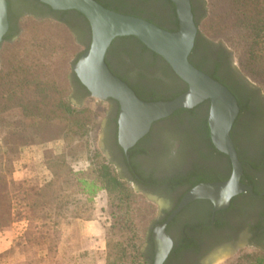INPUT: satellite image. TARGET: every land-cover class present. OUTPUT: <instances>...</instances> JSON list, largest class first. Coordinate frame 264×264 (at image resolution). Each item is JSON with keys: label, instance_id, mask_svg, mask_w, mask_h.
I'll return each instance as SVG.
<instances>
[{"label": "flooded vegetation", "instance_id": "1", "mask_svg": "<svg viewBox=\"0 0 264 264\" xmlns=\"http://www.w3.org/2000/svg\"><path fill=\"white\" fill-rule=\"evenodd\" d=\"M21 1L32 15L62 20L76 41L84 40L83 48H88L91 29L82 14L67 10L60 15L62 11L52 10L38 0ZM98 1L110 10L145 19L162 29L172 32L179 28L176 6L170 0ZM189 1L198 25L205 10L204 0ZM9 28V34H13L15 25L11 17ZM135 39L126 36L111 42L105 61L112 74L143 101H165L183 93L187 85L171 66L144 44L146 49L136 45ZM188 60L224 85L236 100L238 113L230 138L241 167L238 182L242 187L223 207L217 208L210 199L198 198L174 213L190 189L199 184L228 181L234 172L230 156L212 143L207 120L209 100L154 122L148 133L126 151L117 138L119 104L113 99L105 100L108 110L103 142L119 174L142 193L168 199L169 208H163L150 224L148 264L155 261L154 234L160 226L171 240L161 264H211L226 252L231 258L244 249L264 254V99L236 70L229 50L199 30ZM73 84L75 91L89 95L81 83L73 80Z\"/></svg>", "mask_w": 264, "mask_h": 264}, {"label": "rangeland", "instance_id": "2", "mask_svg": "<svg viewBox=\"0 0 264 264\" xmlns=\"http://www.w3.org/2000/svg\"><path fill=\"white\" fill-rule=\"evenodd\" d=\"M11 1V18L15 29L12 37L0 44V71L3 75L6 74L13 81L12 74L19 69L15 82L8 81L7 84L0 85V166L11 171L10 189L14 196L10 211L12 219L0 226V253L8 257L1 263L7 264L12 263L9 253L15 240L22 234L13 239L8 249L6 236L14 226L18 229L19 223L21 226L25 223L27 227L30 214L27 196L39 189L42 174L39 165L44 164V161L54 160L56 154L64 152L69 169L76 173L88 172L90 165L86 158L98 150L108 163L115 166L117 172L119 170L104 147L108 110L105 100L81 95L73 86L71 64L76 55L84 50L85 41L77 42L67 24L56 22L48 16L32 15L21 0ZM204 6V14L199 20V31L229 50L236 70L258 89L264 99V92L258 83L243 72L234 49L229 47L222 35L211 33L214 31L207 27L208 21L203 22L209 11L207 1H204ZM240 35L243 36V33ZM42 94L48 96L42 99H46L47 103L33 105V102H38L37 96ZM50 99H55V103L69 100L71 107L85 109L84 128L73 122L70 113L60 105L56 109L55 103L52 104ZM81 132L85 133L77 139ZM24 157L27 158L26 171L22 173L21 160ZM120 176L125 185L122 196L127 198V202L120 201L118 193L110 194L107 190H100L89 206L93 220L88 222L90 233L95 229L98 236H88L87 240L81 242V248L93 253V264H106L107 254L121 253L122 245L117 244L132 241L136 242L135 249L131 251L128 247L126 252L138 251L141 263L148 264L150 224L161 215L163 208H169L166 203L168 199L142 193L134 183L123 175ZM122 206L127 207L126 217L121 215ZM122 220L131 222L127 230L133 233L118 229L122 226ZM112 226L115 227L111 230ZM110 241L113 246L108 248L107 242ZM259 254L262 252L244 249L228 258L231 254L226 252L215 258L211 264H254L253 258Z\"/></svg>", "mask_w": 264, "mask_h": 264}, {"label": "trees", "instance_id": "3", "mask_svg": "<svg viewBox=\"0 0 264 264\" xmlns=\"http://www.w3.org/2000/svg\"><path fill=\"white\" fill-rule=\"evenodd\" d=\"M96 1L100 3L98 0ZM204 1L208 2L209 11L206 14L207 19L205 18L203 22L208 21L207 27L209 26V29L214 31L211 32L213 35H222L221 37L227 41L229 47H232L238 56L243 72L256 81L264 92V0ZM7 3L9 18L13 3L11 0H7ZM66 12L67 10L62 11L60 15ZM53 20L62 23L60 19ZM197 26L199 27V23ZM10 31L12 32V29ZM241 33L243 36L240 35ZM12 35L8 30L4 41L11 38ZM130 38L135 39L131 36ZM135 40L137 41L136 45H141L143 49H146L141 42ZM86 49L79 52L73 62ZM18 71L19 69L12 74L13 81L0 71V85H5L8 81L15 82L18 78ZM71 76L75 82L80 83L72 69ZM37 97L38 102H33V105L47 103L46 99L42 100L48 97L46 94ZM50 100L52 104L55 103V99ZM55 105L56 109L60 105L62 109L70 113L73 122L80 128H84L85 109L79 110L71 107L69 100L56 102ZM84 133L81 132L77 139L81 138ZM26 159L24 157L21 163L23 164ZM53 159L39 165L42 173L40 174L39 189L34 194L27 196L30 212L27 227L22 235L15 240L9 253L13 259L10 264H88V262L93 264V253L81 248V242L87 240L89 236L85 233V230L86 232L90 230L88 222L93 220L92 211L89 208L93 198L100 190L104 189L110 194L118 193L120 201L127 200L122 196L125 185L121 176L115 166L108 163L98 150L93 151L86 158L90 165L88 172L76 173L69 169L64 152L56 154ZM10 173L11 171L7 167L0 166V226L12 219L10 211L14 196L10 189ZM120 211L121 215L126 217L127 207L122 206ZM130 224L131 222L128 220H122L120 223L122 226H119L118 229L128 231ZM84 226L88 228L84 229ZM114 227L112 226L111 230ZM128 232L129 234L133 233V231ZM121 243L117 244L118 246L122 245L121 253L119 255L107 254L106 264H143L138 251L136 253L126 252L128 247L133 251L136 242ZM111 245L113 246L111 241L107 242L108 248ZM5 259L8 257L0 253V264H7L1 263ZM253 262L254 264H264V254L256 255Z\"/></svg>", "mask_w": 264, "mask_h": 264}, {"label": "water", "instance_id": "4", "mask_svg": "<svg viewBox=\"0 0 264 264\" xmlns=\"http://www.w3.org/2000/svg\"><path fill=\"white\" fill-rule=\"evenodd\" d=\"M38 1L55 11L75 10L88 21L91 29L90 44L72 63L71 69L90 96L118 102L117 138L124 151L146 135L154 122L209 100L207 120L212 143L219 151L230 156L234 172L228 181L199 184L190 189L174 213L198 198L212 200L217 208L225 206L229 197L242 187L238 182L241 167L230 138L238 106L234 96L224 85L194 67L188 60L198 31L190 1L170 0L176 6L179 19L178 30L172 32L145 19L105 8L96 0ZM8 30V3L7 0H0V44ZM126 36L136 38L149 50L161 56L186 83L187 89L165 101L147 102L138 98L125 82L112 74L105 61L111 42L115 38ZM154 242V264H161L171 245L163 226L154 234Z\"/></svg>", "mask_w": 264, "mask_h": 264}, {"label": "crops", "instance_id": "5", "mask_svg": "<svg viewBox=\"0 0 264 264\" xmlns=\"http://www.w3.org/2000/svg\"><path fill=\"white\" fill-rule=\"evenodd\" d=\"M25 163H26V160L23 162V164H22V170L23 171H21L22 173L24 172V171H26V165H25ZM20 224V226H18L19 228L18 229H15V226H14V228H12V229H10V231H9V233L7 234V239H8V246L6 247V249H8L9 247H10V245L13 243L12 241H13V239L15 238V237H17L18 235H21L24 231H25V228H26V224L24 223V224H22V226H21V223H19ZM88 227H89V225H88ZM87 227V228H88ZM84 229H87L85 226L83 227ZM97 231V230H96ZM96 231H95V229H94V231L92 232V233H90V230H89V232H86V230H85V233L87 234V235H89L90 237H97L98 235V233H96ZM10 237V238H9ZM10 241V242H9Z\"/></svg>", "mask_w": 264, "mask_h": 264}]
</instances>
